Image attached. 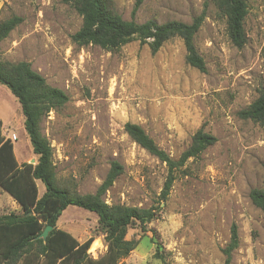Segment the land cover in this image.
Segmentation results:
<instances>
[{"label": "rangeland", "instance_id": "374dc122", "mask_svg": "<svg viewBox=\"0 0 264 264\" xmlns=\"http://www.w3.org/2000/svg\"><path fill=\"white\" fill-rule=\"evenodd\" d=\"M206 0H109L123 19L157 23H190L204 11L194 45L205 63L201 72L185 61L180 37L156 52L134 39L116 50L77 45L71 35L81 17L61 0H0V21L18 15L22 21L0 41V60L29 62L45 82L61 89L67 101L40 121L50 143L56 177L79 194L94 193L111 162L122 170L102 198L108 204L158 206L147 231L127 229L138 240L117 264H223L222 248L237 226L238 245L230 264H264V210L250 198L264 188V124L244 120L237 112L264 90V0H247L246 42L235 46L225 19ZM0 118L14 133L17 160H36L23 127L19 104L0 84ZM139 124L172 158L188 147L202 127L216 141L176 172L166 199L160 192L165 163L136 144L124 124ZM8 131H4L6 134ZM39 194L43 185L37 181ZM20 212L0 189V214ZM56 226L79 241L92 236L88 254L106 249L95 213L66 207ZM152 232L162 245L154 257Z\"/></svg>", "mask_w": 264, "mask_h": 264}, {"label": "trees", "instance_id": "16d2710c", "mask_svg": "<svg viewBox=\"0 0 264 264\" xmlns=\"http://www.w3.org/2000/svg\"><path fill=\"white\" fill-rule=\"evenodd\" d=\"M69 4L81 17L80 27L71 35L77 45H97L106 50H116L131 40L138 39L146 43L151 52L172 37H180L185 48V61L201 72L205 63L194 45V36L202 22L204 11L194 17L190 23L170 20L162 23L149 19L136 22L132 18L123 19L110 7L109 0H61ZM213 4L225 19L226 32L231 42L242 47L246 42L244 19L248 11L247 0H206ZM22 18L12 15L0 21V41L14 29ZM0 84L4 85L17 100L23 116V127L29 139L34 163L16 160L13 144L2 133L0 119V189L10 195L19 206L20 212L0 214V264H117L137 245L138 240L127 239V229L137 226L141 232L147 231V224L158 215V206L136 207L124 204H108L102 198L122 166L112 161L110 168L94 193L79 194L74 188L56 177L52 162L50 143L41 134L40 121L53 107L67 101V95L61 89L52 87L34 71L26 61L0 60ZM237 115L258 124H264V90ZM124 131L140 147L165 163L167 174L160 196L166 199L175 180L176 172L188 159L196 158L216 138L198 128L191 142L177 159L172 158L164 149L136 123L126 122ZM39 181L44 189L39 194ZM251 202L264 210V188H252L249 191ZM68 206H76L93 212L97 216L98 228L102 232L106 246L105 252L94 259L88 249L94 240L89 236L79 241L70 232L56 226L61 212ZM46 225L52 229L45 240L39 237ZM155 245L154 257L163 259L162 245L150 236ZM238 245L237 226L230 227V237L222 248L223 264H230L231 252Z\"/></svg>", "mask_w": 264, "mask_h": 264}, {"label": "crops", "instance_id": "0c3cea01", "mask_svg": "<svg viewBox=\"0 0 264 264\" xmlns=\"http://www.w3.org/2000/svg\"><path fill=\"white\" fill-rule=\"evenodd\" d=\"M1 119V118H0ZM1 121H2V119H1ZM8 131L6 134L4 133V131ZM2 133L4 134V136L6 137V138H9L11 141H13L14 139L16 140V137H14L15 135H14V133L13 132H11L10 131V128H9V126H7V125H4L3 124V121H2ZM12 144H13V142H12ZM13 150H14V145H13ZM15 154V153H14ZM16 157V156H15ZM24 157L21 159V160H17V162L19 163V164H21L22 162H24ZM16 203V202H15ZM17 204V203H16Z\"/></svg>", "mask_w": 264, "mask_h": 264}, {"label": "water", "instance_id": "95a60500", "mask_svg": "<svg viewBox=\"0 0 264 264\" xmlns=\"http://www.w3.org/2000/svg\"><path fill=\"white\" fill-rule=\"evenodd\" d=\"M30 163H33V161H30ZM52 229L51 225H46L44 227V229L42 230V232L40 233L39 237L43 238V240H45L47 234L49 233V231Z\"/></svg>", "mask_w": 264, "mask_h": 264}, {"label": "bare ground", "instance_id": "6f19581e", "mask_svg": "<svg viewBox=\"0 0 264 264\" xmlns=\"http://www.w3.org/2000/svg\"><path fill=\"white\" fill-rule=\"evenodd\" d=\"M94 247H95V242L94 243H92V245H91V249H94Z\"/></svg>", "mask_w": 264, "mask_h": 264}, {"label": "built area", "instance_id": "2783aa9c", "mask_svg": "<svg viewBox=\"0 0 264 264\" xmlns=\"http://www.w3.org/2000/svg\"><path fill=\"white\" fill-rule=\"evenodd\" d=\"M15 137V136H14Z\"/></svg>", "mask_w": 264, "mask_h": 264}]
</instances>
